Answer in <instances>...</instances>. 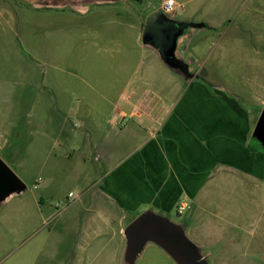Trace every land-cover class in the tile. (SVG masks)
I'll return each mask as SVG.
<instances>
[{"label":"crops","instance_id":"0c3cea01","mask_svg":"<svg viewBox=\"0 0 264 264\" xmlns=\"http://www.w3.org/2000/svg\"><path fill=\"white\" fill-rule=\"evenodd\" d=\"M25 1L28 7L22 2L18 9L29 16L25 19L19 15L15 28L13 18L0 11V42L5 44L8 36L16 41L12 51H5L14 58L15 77L0 79V152L18 153L22 138H39L34 147L45 154L44 188L52 192L70 173L72 160L84 163L83 153L91 148L94 161L101 166L97 181L91 184L97 188L79 200L84 216L80 241L84 247L106 244L110 235L117 248L116 263L123 248L121 231L146 209L169 216L177 214L179 202L184 201L187 207L183 212L188 211V220L193 222L203 200L216 206L220 201L225 218L221 222L226 225L210 227L205 234L209 262L218 264L211 249L218 244L222 249L231 248L242 242L235 231L232 235L226 230H235L236 218L249 214L246 204L258 200L264 205V153L248 149L252 138L250 112L222 90L212 88L211 92L201 81L183 78L178 97L167 102V68L156 52L152 58V50L142 45L144 23L135 35L134 17L124 18L123 12L119 13L123 6L143 0ZM152 1L149 13L161 10L167 0ZM174 3L176 8L180 6ZM4 5L5 0H0V7ZM95 19L109 27L104 32H84L82 39L59 31L62 36L58 41L70 37L82 41L78 62L67 54L72 50L63 52L61 60L54 56L55 26L82 22L88 31L96 24ZM115 27L124 31L114 32ZM0 45L7 50V45ZM150 93L156 94L155 101L147 99ZM104 109L107 114L103 115ZM77 119L82 133L73 131L71 122ZM129 119L137 123L128 127L125 121ZM105 121L113 140L127 136L121 145L112 141L108 151L96 140L108 137L101 125ZM85 136L95 138L96 144L91 147L82 139ZM128 137L140 140L137 148L129 145ZM75 144L77 149H73ZM60 150L63 156L57 153ZM76 151L80 155L75 157ZM214 179L219 182L211 186L219 194L209 199L215 191L207 186ZM42 180L41 176L35 179V189ZM234 203L238 210L233 209ZM262 234L264 227L259 231ZM262 237L256 239L257 244ZM232 257L223 261L231 264L235 261Z\"/></svg>","mask_w":264,"mask_h":264},{"label":"rangeland","instance_id":"374dc122","mask_svg":"<svg viewBox=\"0 0 264 264\" xmlns=\"http://www.w3.org/2000/svg\"><path fill=\"white\" fill-rule=\"evenodd\" d=\"M23 1L5 0V5L0 7V11L5 10L3 13L7 18H13L12 28L16 27L15 21L17 22L16 18L19 15L25 19L29 16V13L20 14L19 12L18 7L23 6ZM174 1L180 6L175 7L174 13L166 14L168 17L186 24H205L217 29L216 32H212L206 29L187 27L185 31L195 35L194 43L189 47L188 52L197 61L202 79L206 84L222 90L233 99H238L243 107L250 112L252 118L250 134H252L257 118L264 108V0ZM25 2H23L24 5H26ZM150 3L154 2L143 0L141 4H127L119 9V13L123 12L124 18L134 17L135 35L138 26L144 23L146 17L152 13H149L151 11ZM52 15L56 18L54 14ZM95 22L96 24L88 31H86L88 26L82 22L70 24L68 27L55 26L56 33L53 35L52 41L54 56H60L61 60L63 52L72 50L71 52L67 51V54H71L73 60L78 62L81 56L82 41H72L70 39L72 37H70L62 42L58 41V38L66 31L68 37L72 34L79 35V38L82 39L84 32H104L109 27V25L98 24L96 19ZM110 27L113 28V26ZM116 31L123 32L124 30L120 27L116 28L114 32ZM15 43L16 41H11L9 36L5 44L0 42L2 45H7V50L0 45V71H3L0 74V79L2 76L4 78L8 76L11 79L15 77L13 73L14 58L5 52L12 51L11 46H16ZM151 52L152 58L157 56L155 51ZM139 71L140 68L136 72ZM166 74L168 77L164 79L165 93L168 97L167 102H169L175 95L178 97V84L184 86V82L181 76L168 69H166ZM68 80L79 81L78 78H68ZM153 97H157L156 94L150 93L147 99L150 100ZM154 99L153 101H155ZM104 114H107L105 109ZM71 123L74 125L73 131L83 132V129L79 128L78 119L72 120ZM125 123L128 127H133L137 121L129 119ZM101 125L107 130L105 133L108 134L107 138L101 136L96 139L97 144L102 145L103 150H110L112 141H119L121 145L127 138L125 134L123 137L120 136L113 140V135L108 132L110 130L107 122H101ZM37 139L39 138L33 137L31 141V138L28 140L22 138L18 153L0 152V159L27 186V191L24 194L12 197L0 208V264H120L115 262L117 248L114 240L111 241L109 238L110 235L106 237V244L91 243L84 247L80 241V237L83 238L84 216L79 200L83 196V200H85L86 193L97 188L91 184L97 181L96 173H99L101 166L100 162L94 161L93 150L89 148L83 153L85 155L84 163L82 160H72L73 168L66 175L63 184L51 192L44 188L46 176L42 172L45 171L42 164L45 154L35 150ZM82 139L90 143L91 147L96 144L95 138L85 136ZM128 139L131 140L129 145L137 148L140 140L138 138L132 140L130 137ZM74 146L73 149L78 148L76 144ZM57 153L61 156L64 154L62 150ZM78 154L79 152L76 151L75 157ZM39 176L44 177V181H41L40 188L35 189L34 181ZM217 182H219L218 179H214L207 187L214 190L211 185H215ZM231 187L233 188V186ZM216 193L219 194V191L216 190L212 196H209V199H212ZM215 203L218 206L210 205L206 200H203L199 210L195 211L196 216L193 215V222L188 220V211L180 215L173 213L168 217L182 224L189 237L205 251H210L205 247L206 231L213 226L218 229L226 225L223 222L225 218L222 208H219L220 201L217 200ZM246 208L249 214L236 218L237 221L233 224L236 227L235 230L229 228L226 230L232 235V231H235L234 233L242 238V242H237L231 248L222 249L218 244L215 249H211L212 253L217 254L218 264H227L223 260L230 256H233L232 259L235 260L230 261L231 264H264V237H262L264 234L259 235V231L264 227V205H261V202L259 204L257 200L248 202ZM233 209L238 210L235 203ZM210 212H214L215 215H208ZM127 219L131 220L132 217ZM260 237H262L261 242L257 244L256 239ZM137 264L173 263L156 248L148 247Z\"/></svg>","mask_w":264,"mask_h":264},{"label":"water","instance_id":"95a60500","mask_svg":"<svg viewBox=\"0 0 264 264\" xmlns=\"http://www.w3.org/2000/svg\"><path fill=\"white\" fill-rule=\"evenodd\" d=\"M187 27L206 29L205 24H186L168 17L158 9L145 19L141 42L154 50L168 70L181 77L188 75V64L176 58L178 38ZM193 77V76H192ZM251 137L264 151V108ZM27 191L25 183L0 159V208L14 196ZM120 264H137L148 247H154L173 264H210L209 254L188 236L183 225L148 208L122 231Z\"/></svg>","mask_w":264,"mask_h":264},{"label":"flooded vegetation","instance_id":"af4514ba","mask_svg":"<svg viewBox=\"0 0 264 264\" xmlns=\"http://www.w3.org/2000/svg\"><path fill=\"white\" fill-rule=\"evenodd\" d=\"M193 36L192 33L184 31L183 35L178 38V40H180L178 41L176 48V58L181 59L184 63L188 64V75L182 77L184 81L199 80L204 82L197 61H195L188 52V47L186 46L188 40Z\"/></svg>","mask_w":264,"mask_h":264},{"label":"trees","instance_id":"16d2710c","mask_svg":"<svg viewBox=\"0 0 264 264\" xmlns=\"http://www.w3.org/2000/svg\"><path fill=\"white\" fill-rule=\"evenodd\" d=\"M206 26H207V27H206V30H208V31L216 32V30H217V29H215V28H213V27H210V26H208V25H206ZM194 38H195L194 36L191 37L190 40H188L187 44L185 43L186 46L188 47V49H189V47L194 43ZM201 84L204 85V86H205L207 89H209L211 92L213 91L212 88H214V86L212 87V85H208V84H206L205 82H202V81H201ZM248 149H249V151H251V152L256 151V152L264 153V151H263V149L260 147L259 143H258L255 139H253V138H250V140H249V142H248Z\"/></svg>","mask_w":264,"mask_h":264},{"label":"built area","instance_id":"2783aa9c","mask_svg":"<svg viewBox=\"0 0 264 264\" xmlns=\"http://www.w3.org/2000/svg\"><path fill=\"white\" fill-rule=\"evenodd\" d=\"M175 3L173 0H167L166 2H164V4L162 5L161 10L164 11L165 14H169V13H174L175 12ZM186 203L184 202H180L178 204L177 207V214H181L185 209H186Z\"/></svg>","mask_w":264,"mask_h":264}]
</instances>
